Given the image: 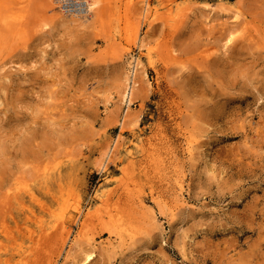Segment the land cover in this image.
<instances>
[{
	"label": "rangeland",
	"instance_id": "obj_1",
	"mask_svg": "<svg viewBox=\"0 0 264 264\" xmlns=\"http://www.w3.org/2000/svg\"><path fill=\"white\" fill-rule=\"evenodd\" d=\"M77 1L0 0V264H264V0Z\"/></svg>",
	"mask_w": 264,
	"mask_h": 264
},
{
	"label": "bare ground",
	"instance_id": "obj_2",
	"mask_svg": "<svg viewBox=\"0 0 264 264\" xmlns=\"http://www.w3.org/2000/svg\"><path fill=\"white\" fill-rule=\"evenodd\" d=\"M54 1L55 0H52L53 3L57 2V1H59V2H67V0H56L55 2ZM70 1H68V2H70ZM72 1L75 2V0H72ZM74 2H72V3H74ZM79 2L77 1V4L76 5L77 6H80V9H76L75 10L76 12L74 14H72V17H74V18L77 19V18H86V17L91 16L92 13H93V11L95 10V2H93L92 0H84L83 1L84 4H81V2L80 3ZM64 7H68V6H66L64 4ZM64 10H65V8H64ZM145 10L146 9H144L143 11H145ZM65 11L68 12V9H66ZM76 13L78 15H76ZM79 14H83V15H81V17H78ZM235 17H237V16H235ZM140 65L141 64L138 61V59H136L135 61L131 60V62H129V66H131L132 68L130 69L129 75L127 74V76L125 78V84H124L125 85V88H124L123 94L121 95V101H123L124 103H126L128 108H129V106L131 104V97L133 95V91H134V89L136 87V84H137V81L135 80V77H136L137 72L140 70ZM131 71H132V73H131ZM180 193L181 192H179V195L181 196ZM87 244L90 247H92V248H96L97 246H100L102 249H108L109 247H112L113 246V243L111 241H107V242H96L93 238H91L89 240V242H87ZM72 249L73 248H70V251ZM94 255H95V252H90V253L86 254L83 257V260L80 261L78 264H87V263H89L93 259Z\"/></svg>",
	"mask_w": 264,
	"mask_h": 264
}]
</instances>
